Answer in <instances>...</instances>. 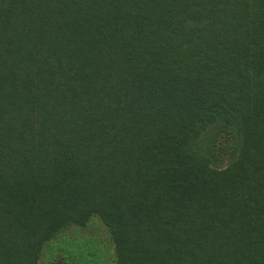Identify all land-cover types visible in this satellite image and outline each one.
Returning a JSON list of instances; mask_svg holds the SVG:
<instances>
[{"label":"trees","instance_id":"obj_1","mask_svg":"<svg viewBox=\"0 0 264 264\" xmlns=\"http://www.w3.org/2000/svg\"><path fill=\"white\" fill-rule=\"evenodd\" d=\"M93 215L115 264H264V0H0V264Z\"/></svg>","mask_w":264,"mask_h":264},{"label":"rangeland","instance_id":"obj_2","mask_svg":"<svg viewBox=\"0 0 264 264\" xmlns=\"http://www.w3.org/2000/svg\"><path fill=\"white\" fill-rule=\"evenodd\" d=\"M228 147L217 149L211 160L215 168L227 165L235 154L227 152ZM67 264H115L114 243L107 226L93 215L84 226L71 225L45 242L39 255V264H52L61 260Z\"/></svg>","mask_w":264,"mask_h":264}]
</instances>
